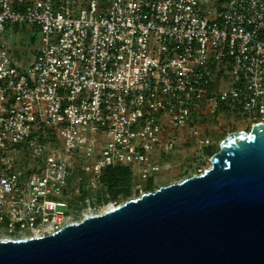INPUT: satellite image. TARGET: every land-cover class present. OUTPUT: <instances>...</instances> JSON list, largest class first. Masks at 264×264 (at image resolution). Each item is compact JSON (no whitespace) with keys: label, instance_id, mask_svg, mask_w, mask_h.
Wrapping results in <instances>:
<instances>
[{"label":"built area","instance_id":"built-area-1","mask_svg":"<svg viewBox=\"0 0 264 264\" xmlns=\"http://www.w3.org/2000/svg\"><path fill=\"white\" fill-rule=\"evenodd\" d=\"M16 26L40 35L24 69L6 43ZM245 112L264 123V0H0V241L106 213L94 197L70 213L74 172L92 190L131 166L141 190L164 140L173 151L201 116ZM21 147L29 169L11 159Z\"/></svg>","mask_w":264,"mask_h":264},{"label":"water","instance_id":"water-1","mask_svg":"<svg viewBox=\"0 0 264 264\" xmlns=\"http://www.w3.org/2000/svg\"><path fill=\"white\" fill-rule=\"evenodd\" d=\"M0 264H264V123L225 137L202 174L51 236L0 241Z\"/></svg>","mask_w":264,"mask_h":264},{"label":"rangeland","instance_id":"rangeland-1","mask_svg":"<svg viewBox=\"0 0 264 264\" xmlns=\"http://www.w3.org/2000/svg\"><path fill=\"white\" fill-rule=\"evenodd\" d=\"M8 36L6 37V43L10 48V53L22 63L23 69L29 66L34 60L37 54V49L40 44L39 32L30 26L12 27L9 29ZM252 114L245 112L243 115L223 113L216 118L209 117L207 115L201 116L198 119V123L193 132H183L181 134L182 140L176 143V147L173 151L166 150V141L161 144L159 156L156 159L161 161V171L159 174H153L148 180L136 179V185L141 186V190L134 191L128 198H120L117 200H109L101 204L92 206L93 213H100L110 207H117L127 200L139 197L145 193L144 186L151 180L155 184V189L161 186L180 182L188 177L196 174H200L199 171H204L210 167L211 157L206 156L207 149L212 151L217 150L220 142L232 132H249L251 127L255 124L254 120H247ZM198 134L209 136L212 139V144L208 147H202L198 141H195V137ZM171 136H176L175 133ZM186 149L188 157H182L181 152ZM11 159L19 167L23 169H29L32 165L30 155L24 148H16ZM192 160V161H191ZM185 170L188 172L186 173ZM80 174V172H77ZM86 178V177H85ZM68 190L65 193L71 197L70 206L72 207L76 200V184L69 182ZM99 186L92 188L91 193L95 197V193L98 192ZM74 207V208H73ZM70 213L78 214V208L73 206ZM76 218V217H75Z\"/></svg>","mask_w":264,"mask_h":264},{"label":"trees","instance_id":"trees-1","mask_svg":"<svg viewBox=\"0 0 264 264\" xmlns=\"http://www.w3.org/2000/svg\"><path fill=\"white\" fill-rule=\"evenodd\" d=\"M212 151L207 149L206 156L212 157L217 151ZM188 152L184 149L181 152L182 157H188ZM192 161V160H191ZM78 171L74 172L70 178L69 182H74L76 184V201L77 205L86 206L87 202L92 199L93 194L91 190L86 187L87 179L85 176ZM187 173L188 171L185 170ZM99 190L95 193L96 203L101 204L109 200H117L120 198H128L134 191V174L131 166H116L107 167L103 170L101 176L99 177ZM146 192L155 191V184L149 180L144 186Z\"/></svg>","mask_w":264,"mask_h":264},{"label":"bare ground","instance_id":"bare-ground-1","mask_svg":"<svg viewBox=\"0 0 264 264\" xmlns=\"http://www.w3.org/2000/svg\"><path fill=\"white\" fill-rule=\"evenodd\" d=\"M113 208H114V207H110L109 209H106L105 212L108 211V210H111V209H113Z\"/></svg>","mask_w":264,"mask_h":264}]
</instances>
